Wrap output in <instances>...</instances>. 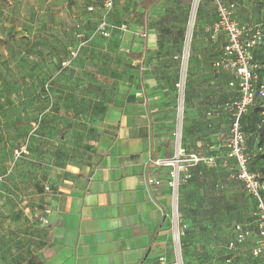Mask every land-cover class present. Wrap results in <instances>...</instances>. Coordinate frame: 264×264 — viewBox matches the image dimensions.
<instances>
[{
	"label": "rangeland",
	"instance_id": "obj_1",
	"mask_svg": "<svg viewBox=\"0 0 264 264\" xmlns=\"http://www.w3.org/2000/svg\"><path fill=\"white\" fill-rule=\"evenodd\" d=\"M138 2L107 12L96 0H0V203L6 196L9 215L33 219L37 210L30 206L34 190L63 174L71 155V139L87 142L95 122L119 90L139 86L140 77L150 78L151 83L142 86L157 97L160 119L172 120L163 129L173 147L169 158L178 147L185 153L196 152L198 138L190 132L194 127L184 124L189 123L184 115L187 89L189 85L194 97L193 77L214 75L219 86L214 95L217 101L200 109L196 119L217 123L212 143L218 145V158L211 167L192 168L191 178L180 179L176 192L168 186L171 168L161 169L171 200L169 220L143 264H264L262 256L253 253L258 224L254 204L237 180L232 161L226 158L224 145L232 116L215 109L236 100L238 94L226 87L229 74L212 66L223 46L221 38L210 43L204 35L214 18L213 5L210 0H201L197 9L179 125L174 83L180 67L171 57L185 46L191 0H159L146 16V41L131 36L140 31L143 22ZM229 5L240 23L242 19L252 21L264 32V0H229ZM90 6L93 11L88 10ZM101 20L109 26L108 38L94 32ZM84 41L74 63L61 69L59 62L68 50ZM146 45L156 49L143 51ZM211 49L215 51L206 57L204 53ZM140 53L144 54L142 65L135 61ZM257 113L249 110L243 116L242 128L253 171L260 176L264 138L258 135L263 124L262 114ZM21 146L26 147V153L15 160L13 151ZM0 215L5 216L3 209ZM175 225L187 231L178 245ZM236 225L248 234L245 242L234 243L230 249Z\"/></svg>",
	"mask_w": 264,
	"mask_h": 264
},
{
	"label": "crops",
	"instance_id": "obj_2",
	"mask_svg": "<svg viewBox=\"0 0 264 264\" xmlns=\"http://www.w3.org/2000/svg\"><path fill=\"white\" fill-rule=\"evenodd\" d=\"M142 1L139 0L138 8L143 22L140 31L131 36L146 41L149 36L146 16L159 0L146 11L141 8ZM127 2L135 0L115 2L112 10ZM215 19L216 14L209 24ZM243 22V25L252 23L242 19ZM141 34L146 36L141 37ZM215 41L210 39L209 42ZM80 43L84 47L86 42ZM154 49L156 47L150 45L143 47V51ZM214 51L211 49L204 54L208 57ZM143 58L144 54L140 53L135 61L142 65ZM172 61L176 62L174 58ZM259 67V64L255 67V73ZM149 79L140 77L139 86L119 90L116 99L95 122L87 142L71 139V155L63 174L51 180L50 185L34 190L30 206L37 210L33 219L28 215H9L10 206L4 197L0 203L5 215H0V264H143L149 249L164 233L171 208L164 172L150 169L147 161L169 158L173 151L170 139L163 134L164 126L172 124V120L160 119L157 97L151 89L142 86L151 83ZM228 84L229 81L227 88ZM191 85L194 97L188 85L184 113L185 120L189 121L184 123L186 128L194 127L190 132L198 138L197 150L191 153L214 157L218 145L212 142L216 141L213 137L217 123H199L196 118L200 109L217 101L214 97L219 87L217 78L195 75ZM227 103L229 101L212 106L226 111ZM260 106L256 102L251 112ZM205 113L210 115V112ZM45 187H49L48 192ZM40 217H44L45 222L39 221ZM232 233L235 243L234 228ZM256 238L258 242L257 228Z\"/></svg>",
	"mask_w": 264,
	"mask_h": 264
},
{
	"label": "built area",
	"instance_id": "obj_3",
	"mask_svg": "<svg viewBox=\"0 0 264 264\" xmlns=\"http://www.w3.org/2000/svg\"><path fill=\"white\" fill-rule=\"evenodd\" d=\"M102 8L109 12L113 9L115 2L123 3L126 0H98ZM201 0H191V8L187 22V35L185 46L178 57L174 59L179 62L180 75L174 87L178 94L177 104V121L181 124V116L183 113V98L186 84V66L189 57V44L191 41L192 30L195 25V18L199 3ZM216 19L208 28L211 40L216 39L220 35L224 37V45L221 54L217 60L213 62V68L216 70H224L233 76V80L228 84L229 87L237 89L238 97L236 100L229 102L225 106V110L231 113L232 120L230 123L229 134L225 141L226 158L234 162L235 176L241 183L244 191L250 196L255 205V213L257 217L258 242L254 250V255H261L264 260V183L261 182L257 174L249 171V162L251 156L247 151L246 138L241 129V118L251 107L256 98H264V77L257 79L253 73L255 68L253 64L252 49L261 40V31L257 27L249 25H241L234 18L233 11L229 3L224 0H212ZM89 11L93 7H88ZM125 30L126 27L122 26ZM96 34L102 38L110 36L108 24L101 20L95 28ZM141 34V37H145ZM82 43L74 48H70L66 57L60 62L61 69L69 68L75 61L82 48ZM262 122L264 123V113L262 114ZM180 131V127L178 129ZM180 138V134L178 135ZM26 153V147L21 146L13 151V157L18 160ZM216 161V157L205 156L197 153H185L180 147L177 148L172 158L148 159L147 166L150 169L171 168L169 171L168 186L176 192L180 179L188 180L191 178V169L201 165L211 167ZM3 177H0V181ZM154 183H158L152 180ZM46 192L49 187H45ZM47 213V210L44 211ZM39 221L45 222L44 217H40ZM185 229L175 225L174 240L177 245L180 238L183 237ZM235 243H242L247 237V231L242 226L234 227ZM234 242L229 244L231 249Z\"/></svg>",
	"mask_w": 264,
	"mask_h": 264
},
{
	"label": "trees",
	"instance_id": "obj_4",
	"mask_svg": "<svg viewBox=\"0 0 264 264\" xmlns=\"http://www.w3.org/2000/svg\"><path fill=\"white\" fill-rule=\"evenodd\" d=\"M211 1V3H212V5H213V1L212 0H210ZM224 1H226V0H224ZM154 2H155V0H143L142 2H141V8L144 10V11H146V10H148V9H150L152 6H153V4H154ZM227 3H229V1H226ZM213 8H214V5H213ZM215 10V9H214ZM234 18L237 20V18L234 16ZM195 21H196V18H195ZM215 21V20H214ZM213 21V22H214ZM238 21V20H237ZM188 22V21H187ZM212 22V23H213ZM239 22V21H238ZM212 23H210L208 26H207V28L204 30V32H205V36L207 37V38H210L209 37V33H208V28L211 26V24ZM239 24H241V25H243V23H240L239 22ZM246 25H248V24H246ZM249 26H253V27H257L258 25H253V24H249ZM258 28V27H257ZM259 29V28H258ZM261 31V40H260V42L252 49V56H253V64H254V66L256 67L258 64H259V69H258V71H257V73H255V68L253 69V73H254V75L256 76V78L257 79H261L262 77H264V32L262 31V30H260ZM218 38H223L224 39V37L222 36V35H220L219 37H217L216 39H218ZM223 45H224V41H223ZM223 47V46H222ZM221 51H222V49L220 50V52L218 53V55L213 59V61H212V65H213V62L215 61V60H217L218 58H219V56H220V54H221ZM181 52L182 51H180L179 53H177L176 55H174L173 57H172V59H171V61L173 60V58H175V57H178L180 54H181ZM66 57V56H65ZM64 57V58H65ZM63 58V59H64ZM175 60V59H174ZM62 61V60H61ZM60 61V62H61ZM177 63H178V65H179V62L177 61V60H175ZM60 62H59V66H60ZM179 67H180V65H179ZM215 70V69H214ZM217 70V69H216ZM217 71H224V70H217ZM224 72H226L227 74H229V76H230V80H229V83L233 80V76L229 73V72H227V71H224ZM186 76H187V74H186ZM187 78V77H186ZM174 85H175V83H174ZM185 87H186V84H185ZM230 89H234L235 91H236V93H237V89L234 87H229ZM238 94V93H237ZM238 97V96H237ZM237 99V98H236ZM258 103L259 105H261L260 106V108H258V109H253L252 110V113H255V112H258L257 114H259V113H261V114H263L264 113V98H256L255 100H254V103H253V105L255 104V103ZM252 105V106H253ZM252 106L251 107H249L248 108V110H247V112L252 108ZM251 111V110H250ZM247 112L245 113V114H247ZM244 114V115H245ZM243 115V116H244ZM243 116H242V118H241V129H242V131H243V133H244V135H245V138H246V145H247V141H248V139H247V136H246V134H245V132H244V130H243V128H242V119H243ZM262 127L259 129V131H258V135H259V137H260V139H263L264 138V123L262 122ZM225 146V145H224ZM225 148V147H224ZM248 151V150H247ZM227 151H226V149H225V153H226ZM249 153V152H248ZM249 155L251 156V159H250V162H249V171L250 172H252V173H255L254 171H253V166L251 165V163H252V155L249 153ZM214 157H216V160H217V158H218V155H214ZM261 159H263L264 160V155H262L261 157H260ZM230 160V159H229ZM230 161H232V160H230ZM232 163H233V170H234V162L232 161ZM205 166H201V165H198V166H196V167H194V168H204ZM234 172H235V170H234ZM255 174H257V173H255ZM192 176V175H191ZM257 176H258V178H259V180L261 181V182H263L264 183V167L262 168V170L260 169V176L257 174ZM250 197V196H249ZM263 197H264V194H263ZM251 199V198H250ZM252 200V199H251ZM252 202H253V200H252ZM253 204H254V202H253ZM254 208H255V205H254ZM186 234H187V231L185 230V232H184V235H183V237H181L180 238V240L181 239H183V238H185V236H186ZM201 245H203V243H204V241L202 240H200V242H199ZM230 244V243H229ZM229 244H228V247H229ZM182 248H184V250H186L185 249V247H183L182 246Z\"/></svg>",
	"mask_w": 264,
	"mask_h": 264
}]
</instances>
